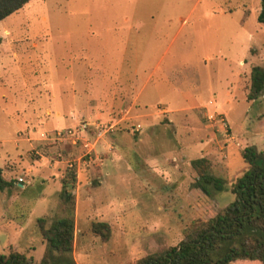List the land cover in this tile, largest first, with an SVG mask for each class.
<instances>
[{"label":"rangeland","instance_id":"rangeland-1","mask_svg":"<svg viewBox=\"0 0 264 264\" xmlns=\"http://www.w3.org/2000/svg\"><path fill=\"white\" fill-rule=\"evenodd\" d=\"M258 3L31 0L0 21V167L16 185L0 191V253L42 259L37 219L58 212L69 170L77 264H137L223 210L248 167L241 149L264 151V92L247 99L251 67H264ZM81 125L77 144L41 139ZM200 157L224 190L193 187ZM99 221L108 240L91 229Z\"/></svg>","mask_w":264,"mask_h":264},{"label":"trees","instance_id":"trees-1","mask_svg":"<svg viewBox=\"0 0 264 264\" xmlns=\"http://www.w3.org/2000/svg\"><path fill=\"white\" fill-rule=\"evenodd\" d=\"M31 0H0V21L22 9ZM258 21L264 24V0ZM248 100L264 92V67L253 65L250 72ZM240 156L248 165L245 172L230 185L233 200L216 216L196 227L194 233L160 253L150 254L137 264H264V151L256 145L241 149ZM191 165L197 172L193 187L211 195L226 188V180L212 172L211 161L196 158ZM77 175L69 170L61 181L59 210L48 221L37 219L39 233L45 241L42 259L36 263L24 253H0V264H77L74 256L76 198L72 189ZM15 181L6 178L0 167V191H11ZM91 229L108 240L111 228L107 222H93Z\"/></svg>","mask_w":264,"mask_h":264},{"label":"built area","instance_id":"built-area-1","mask_svg":"<svg viewBox=\"0 0 264 264\" xmlns=\"http://www.w3.org/2000/svg\"><path fill=\"white\" fill-rule=\"evenodd\" d=\"M140 125H138V128ZM87 132L86 126L81 125L77 127L76 130L73 129H63V130H55L49 133H41V139L46 140L49 144L58 145V144H66L67 142L71 141L73 144H77L78 134ZM94 144L90 141L83 140V147L86 149L84 155L91 154L94 148ZM22 181V179H19Z\"/></svg>","mask_w":264,"mask_h":264},{"label":"crops","instance_id":"crops-1","mask_svg":"<svg viewBox=\"0 0 264 264\" xmlns=\"http://www.w3.org/2000/svg\"><path fill=\"white\" fill-rule=\"evenodd\" d=\"M261 2V1H260ZM242 5H244V7L246 8V3H243ZM257 8L258 9H256L255 10V15H257V18H258V15H259V12H260V10H261V3H258V6H257ZM253 11L252 10H249V9H247L246 8V11H245V13H252ZM242 30H243V28H242ZM246 34H247V32L246 31H244L243 33H241V32H239V38L241 39V40H243V39H245L246 38ZM247 38L249 39V40H251V39H254V35L252 34V33H248L247 34ZM244 61L243 60H241L240 61V64L242 65V63H243ZM244 64V63H243ZM188 99H190V102H191V104H192V107L193 106H195V105H199V101L197 100V98L195 97V96H193L191 93L190 94H188ZM210 101V100H209ZM229 101V100H228ZM144 128V127H143ZM57 130V129H56ZM144 130V129H143ZM143 130H142V132H143ZM53 131H55V130H53ZM141 132V133H142ZM122 137H124V134L123 133H115L114 134V136H113V138H116V140H119V141H122ZM107 143V142H106ZM93 144V143H92ZM107 147V146H106ZM93 150H94V148H93ZM107 150V148H105L104 149V151L103 152H105ZM103 170V169H102ZM102 170H100V172H102V174H105V173H107V174H110V172H108V171H105V172H103ZM93 173V172H92ZM98 173V172H97ZM88 174V173H87ZM83 176H84V174H83ZM85 176H86V174H85ZM16 184L17 185H21V184H19L17 181H16ZM60 189H61V181H60ZM60 189H59V191H60ZM58 191V192H59Z\"/></svg>","mask_w":264,"mask_h":264}]
</instances>
